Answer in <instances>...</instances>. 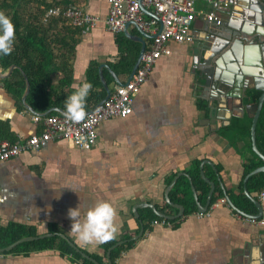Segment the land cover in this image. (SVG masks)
Here are the masks:
<instances>
[{
    "label": "crops",
    "instance_id": "obj_1",
    "mask_svg": "<svg viewBox=\"0 0 264 264\" xmlns=\"http://www.w3.org/2000/svg\"><path fill=\"white\" fill-rule=\"evenodd\" d=\"M73 1L98 20L94 27L75 36L69 85L61 83L64 73L53 69L49 89L52 87L58 95L71 93L87 80L89 66L95 65L99 74V65L104 63L107 67L103 66L101 73L105 81L107 76L112 77L106 82L112 92L118 85L113 74L123 83L130 72L116 73L111 64L120 56H133L138 47L136 61L141 47L139 38L147 48L151 33H141L133 24L126 32L112 33L105 24L108 0ZM220 14L223 21L229 18L233 25L241 23L232 8L222 9ZM220 27L196 17L191 27L193 42L169 41L170 52L156 60L140 85L131 113L100 121L96 142L89 149L65 139H53L44 147L0 161V226L21 225L33 230V236L63 233L86 254L97 255L100 264H108L106 251L110 247L105 250L104 245L112 239L132 240L140 231L141 219V236L113 264H264V225L237 218L234 209L226 204L212 206L218 198H225L223 190L228 196L242 192L250 201V197L258 200L264 214V200L259 198L264 186L260 191L248 190L250 175L246 178L248 173L245 174L251 163L258 164L256 167L264 165V160L252 150V104L256 101L251 94L246 96L245 89L242 111L240 100L233 95L237 90L234 86L224 88L230 92L222 96L214 82L208 88L200 85L203 79H199V58L204 36ZM7 70L0 68V73ZM9 76L10 73L0 77V134L5 132L17 139L39 133L44 126L42 121H34L35 114L21 100L26 84L19 88L17 98L6 86ZM25 102L40 113L52 108L64 110L56 105L36 109L29 92ZM52 112L60 114L49 111ZM195 167L203 180L200 170L214 182L212 197L216 199L211 197L206 213L199 215L196 206V210L174 219L172 226L152 224L149 216L153 210L145 203L176 214L178 209L165 199V188L179 172L191 177ZM181 176L184 175L178 179ZM219 190L223 196H219ZM196 193L198 197L200 185ZM101 199L116 209V234L104 242L85 243L71 230L68 209L79 204L82 219L84 210ZM198 201L204 204L206 198ZM137 204L142 205L137 208L138 218L132 212ZM256 213L257 207L252 214ZM10 250L0 252V264H83L80 258L62 254L57 248Z\"/></svg>",
    "mask_w": 264,
    "mask_h": 264
},
{
    "label": "trees",
    "instance_id": "obj_2",
    "mask_svg": "<svg viewBox=\"0 0 264 264\" xmlns=\"http://www.w3.org/2000/svg\"><path fill=\"white\" fill-rule=\"evenodd\" d=\"M70 5H74L73 0H0V10L11 17L16 30L15 41L11 53L0 56V68L7 69L11 64H16L20 68H13L10 72V76L6 79V86L11 93L18 98L20 96L19 88H22L25 84V79L21 73L22 71L27 76L30 83L29 97L38 110H41L43 106L47 105H56L64 109L65 100L70 94V92L68 94L62 92L61 95H58L52 87L49 89L50 73L53 69L63 72L65 79H62L61 83L69 85L71 73L69 60L72 57L77 42L75 36L81 33V28L69 23L68 19L62 15H50L45 19V14L48 9L57 6L65 8ZM120 46L122 47V44H120ZM137 51L138 47H135L134 55ZM131 55L132 54H126V56H120L116 63L111 64V68L116 73L123 72L128 74L135 62V56ZM86 79L92 83V88L89 91L85 104V110L88 111L104 98L106 91L95 65L89 66ZM110 80H112V77L107 76L106 82L108 83ZM246 92L247 95L251 94L253 99L257 101L260 94L259 91L247 90ZM37 97L39 98L36 99ZM53 113L55 112L49 113V115ZM255 131L258 149L264 151V102L257 119ZM0 139L15 140V138L7 136L5 132L0 134ZM257 165L258 164L255 163L249 164L245 169V174L249 173ZM190 174L196 189H198L199 185L201 186L202 194L200 193L198 199L203 200L207 196L209 185L200 177L197 167H195ZM263 186L264 172H257L248 177V190L260 191ZM178 194H181L182 197H179ZM191 195L192 191L189 180L185 178V176H181L174 184L169 194V199L172 202L182 204L185 208L184 213H189L196 210V203ZM219 196H223L221 190H219ZM229 196L232 202L242 211L253 213L256 210L252 201L242 192L237 196L233 194ZM215 199V196H213L212 200L214 201ZM149 218L151 222L153 219H158L159 216L150 211ZM33 234V230L21 225L10 224L0 226V248L8 246L23 236H33ZM125 239L126 241L124 243L110 250V260L112 264L115 263L118 257L133 242V240H128L129 237ZM115 243L116 241L113 239L109 241L104 245L105 250ZM45 248H57L62 254H70L80 258L82 263L94 264L76 251L66 239L58 235L24 241L17 244L10 251ZM89 256L98 262L100 261V258L95 254Z\"/></svg>",
    "mask_w": 264,
    "mask_h": 264
},
{
    "label": "built area",
    "instance_id": "obj_3",
    "mask_svg": "<svg viewBox=\"0 0 264 264\" xmlns=\"http://www.w3.org/2000/svg\"><path fill=\"white\" fill-rule=\"evenodd\" d=\"M141 7L151 12L144 13ZM229 7L228 0H108V10L105 15V24L108 31L116 33L123 29L128 21H133L142 31L154 36L150 44L143 51L139 64L129 80L115 86L103 103L87 111L84 119L70 121L61 114L33 115L34 121H42L43 129L39 133L30 134L13 141L0 139V161L15 157L22 152L44 147L53 139H65L78 146L89 149L97 139L96 127L100 121L125 117L132 111V102L140 85L146 81L156 60L162 54H168L169 41L191 43L195 35L191 30L192 22L196 17L208 24L220 26L223 23L220 10ZM59 10L58 12L56 10ZM62 15L74 26L85 32L95 26L98 18L84 11L81 7L70 5L65 8L52 7L45 14ZM211 35L205 34V39ZM259 198L264 200V190ZM226 204L224 197L218 198L212 206ZM211 206V205H210ZM203 215L206 212H197ZM234 215L242 220L254 224L264 225V214L261 216H247L234 210ZM175 220L159 217L153 219L152 224L172 226ZM86 264V263H83Z\"/></svg>",
    "mask_w": 264,
    "mask_h": 264
},
{
    "label": "water",
    "instance_id": "obj_4",
    "mask_svg": "<svg viewBox=\"0 0 264 264\" xmlns=\"http://www.w3.org/2000/svg\"><path fill=\"white\" fill-rule=\"evenodd\" d=\"M231 4V8L233 12L239 14V17L241 19V23L239 25H233L230 21V19H226L224 23H222L219 27V30L212 33L211 36L206 39L205 43L203 44L200 52V58H199V64H200V70L201 73L199 75V79L203 82H200V85L202 87L210 86L213 83V86L215 84V88H217L218 92L223 95H228L230 92V89L224 90V88L229 86H234L237 90L233 93L234 97H237L240 101L239 108L240 110H244V107H242V95L245 89L247 90H256L259 91L260 94L257 98V101L252 104L253 108V116H252V124H251V140H252V150L264 160V154L259 151V149L256 146V132L255 127L257 123V119L260 115L262 105L264 102V0H229ZM234 5H238L240 8L235 9ZM144 13L151 15V12L147 10L144 7H141ZM130 24L135 25L137 28V24L133 21H128L124 27L123 31L126 32L128 26ZM138 30L143 33L145 31H142L138 28ZM154 35L151 34V37ZM139 41H141V47L138 53V56L136 58V61L130 71V74L127 78L129 80L132 76V74L135 72L141 55L143 51L145 50V44L142 41L141 38H139ZM105 66L106 64L102 63L99 65V74H100V80L103 84V87L105 88L106 94L102 100L99 101L98 104L103 103L105 99L110 94V89L101 73V68ZM13 68L20 69L16 64H11L8 67V70L6 73H0V77H5L8 73L11 72ZM22 72V71H21ZM24 79H25V92L22 95V102L23 104L35 115H45L48 114L50 110H56L61 115H64V110L59 108H52L45 112H38L35 109H33L31 106L26 104L25 97L26 94L29 92L30 89V83L28 81L27 76L22 72ZM113 77L115 78V81L117 84H122V82L118 79V77L113 74ZM217 83V86H216ZM223 87V88H222ZM246 96H248L246 94ZM97 104V105H98ZM92 110V109H91ZM89 110V111H91ZM88 111V112H89ZM209 163V161H206ZM201 168V165H200ZM201 176L204 178L205 181H207L210 184L209 191L206 196V201L204 204H201V202L198 201L197 193L195 186L193 185L192 179L189 174L185 172H179L177 173L171 182L167 185L164 191V196L166 201L169 203V205L174 206L178 209V212L174 215L167 214L159 209H157L153 204L151 203H145L144 206L150 207L154 214H156L159 217L166 218L168 220H174L176 218L181 217L184 214L185 208L182 204L172 202L169 199L168 192L169 190L174 186L176 183L178 177L180 175H184L188 178L192 195L194 198V201L197 206V212H206L209 208L212 192L214 189V182L208 180L202 170ZM264 171V165L258 166L254 168L252 171H250L246 178L249 175H252L254 173ZM220 179V178H218ZM222 186V184H221ZM247 192V191H246ZM223 193L225 195V199L229 206H231L235 211H238L244 215L247 216H261L262 215V206L261 203L258 200L253 199L250 197V199L254 202L255 206L257 207V213H246L239 209L229 198V196L226 194V191L223 190ZM142 205L137 204L132 207V212L135 214V216L138 218L137 214V208L141 207ZM140 223V231L133 236L131 239H137L141 236L143 232V226L141 219H138ZM52 235H58L64 239L76 250L78 251L83 257L86 259L92 261L94 264H100L98 261H96L94 258L90 257L88 254L83 252L75 243H73L68 237H66L63 233L55 232V233H44L36 236H23L16 241L12 242L6 247L0 248V252L8 251L15 247L17 244L29 241V240H35L39 238L49 237ZM124 242V240L117 241L113 246H111L106 251V257L108 259V264H112V261L110 260V250L114 248L115 246L121 244Z\"/></svg>",
    "mask_w": 264,
    "mask_h": 264
},
{
    "label": "clouds",
    "instance_id": "obj_5",
    "mask_svg": "<svg viewBox=\"0 0 264 264\" xmlns=\"http://www.w3.org/2000/svg\"><path fill=\"white\" fill-rule=\"evenodd\" d=\"M59 11L58 9L56 10ZM15 25L9 15L0 10V56L11 53L15 41ZM92 88L90 81H83L75 87L65 100L64 116L70 121H80L86 115L85 104L89 91ZM73 191L74 188L69 186ZM116 209L106 200H98L87 207L81 219V207H69L67 215L71 218V230L78 234V238L85 242H104L112 238L117 231L114 223Z\"/></svg>",
    "mask_w": 264,
    "mask_h": 264
},
{
    "label": "flooded vegetation",
    "instance_id": "obj_6",
    "mask_svg": "<svg viewBox=\"0 0 264 264\" xmlns=\"http://www.w3.org/2000/svg\"><path fill=\"white\" fill-rule=\"evenodd\" d=\"M229 1V0H228ZM231 8V4H230V2H229V7H227L226 9H230ZM225 21H223V23H224Z\"/></svg>",
    "mask_w": 264,
    "mask_h": 264
}]
</instances>
